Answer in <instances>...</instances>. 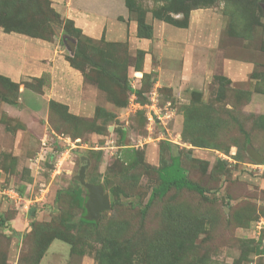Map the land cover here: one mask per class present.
Returning <instances> with one entry per match:
<instances>
[{
    "label": "rangeland",
    "instance_id": "374dc122",
    "mask_svg": "<svg viewBox=\"0 0 264 264\" xmlns=\"http://www.w3.org/2000/svg\"><path fill=\"white\" fill-rule=\"evenodd\" d=\"M132 1L131 17L145 16L155 24L146 59L138 51L129 55L125 44L83 39L67 18L56 14L53 0H16L17 10H12L20 18L14 23L21 29L49 40L62 32L81 44L84 57L72 58L68 52L67 58L91 77L89 82L95 84L92 69H98L91 63L108 76L112 73L105 64L114 62L122 71L146 60L149 74L137 83L127 79L128 91L124 87L118 95L125 105H116L119 109L110 107L112 97L100 91L99 104L106 101L103 108L109 113L95 123L42 104L49 110L46 125L43 119L28 121L36 131L26 129L19 116L33 101L41 105L42 81H24L20 87L0 80V129L6 133L0 144L5 174L0 188L18 190L17 198L0 193V199L11 204L6 212L33 207L39 214L20 236L0 227V264H264V0H213L210 5L205 0ZM195 3L202 7L192 17L197 39L185 50L183 33H177L180 54L167 57L158 47L166 37L159 21L181 19L175 12ZM162 67L186 72L180 93L173 91L174 78L160 77ZM121 74L118 78L126 80ZM21 88L23 103L18 100ZM153 91L161 119L149 120V108L138 105L151 104ZM11 107L13 112L6 110ZM19 130L14 155L10 139ZM50 131L63 138L44 146L41 140ZM77 135L78 144L86 146L70 143ZM248 149L262 156V164L250 159ZM127 150L133 162L125 160ZM81 156L89 162L85 180L102 185L109 196L110 207L95 226L80 222L86 212L69 192L72 185L80 186L75 176ZM172 156H178L187 179L203 194L171 188L143 212L160 182L158 171ZM3 218L7 221L11 213ZM160 251L165 253L161 260Z\"/></svg>",
    "mask_w": 264,
    "mask_h": 264
},
{
    "label": "crops",
    "instance_id": "0c3cea01",
    "mask_svg": "<svg viewBox=\"0 0 264 264\" xmlns=\"http://www.w3.org/2000/svg\"><path fill=\"white\" fill-rule=\"evenodd\" d=\"M53 1L52 7L60 14L61 18L65 17L71 20L73 25L78 28L84 36L94 41H100L102 38H105V41L110 44H125L126 52L129 55L141 51L143 59H146L148 56L147 50L150 43L153 42L152 38L155 35V24H150L146 21L152 28V36L150 38L138 37L137 22L131 17V13L126 7L124 0ZM196 11L198 10H192L190 12L187 28L171 30L172 25L168 26L170 24L165 25L167 23L159 21L160 25L158 24V26L165 29L166 37L162 40L160 39L158 47L162 52L166 53L167 57H173L170 53H174V55L175 53H179L177 52V45L180 44L176 41H180L181 39L180 37L178 38L179 40L175 39V36L178 35L177 33H183L184 43L182 45H184L185 50L197 39V36L192 30V17L193 13ZM55 35L56 38L53 40H46L15 31L6 32L0 26V77L7 79L13 84H18L20 87L23 86L22 82L24 81L30 82L34 79L39 82L42 81L41 94L39 95V99L42 102L39 104L41 105L38 106V103L33 101L32 105H26L29 107H24L26 110L22 111V113L25 114V116L20 113L19 117L22 123L25 124L24 126L26 129H30L31 127V130L34 129L36 131L33 124L39 121V119H43L45 123L42 122L41 124L46 125V119L48 120L49 118V110L47 111V109L44 108L42 105L44 103L49 104L52 102L64 108L68 115L83 118L85 120H99V118H97L98 110L105 107L106 101L103 103V107L99 104L101 102L99 93L103 92L105 94L106 92L104 90L102 91L101 88L97 87V85L92 82H89L82 71L69 63L67 59L68 49L64 45L63 34L62 32H58ZM212 39L213 37H211V40ZM144 61L145 62L140 64V69L133 68L129 65L127 66L125 73L126 80L132 79L133 83H137L141 77L145 74H149L147 71L148 63L146 60ZM158 69H160V77L174 78L177 85L172 87L173 91L175 93H180V91H178V84L181 85L187 80L186 72L180 69V71L173 70V68L166 69L165 67ZM128 73L129 75H127ZM121 82L124 83V80ZM155 85L154 87L156 88H154V90L157 91L160 87L157 83ZM20 91L18 100L19 102L21 101L20 103H23L22 93H24V89L21 88ZM149 100L151 104L141 106L138 105V102H135V105L149 108V120L155 118L161 119L159 116L157 117V115L160 114L161 108L153 103L156 100L154 91L151 92ZM109 103H111L110 107L113 109L118 108L114 103ZM14 109L13 107L10 109L6 108L7 111L12 112ZM103 109L106 113H109L108 110L105 108ZM155 109L157 110L155 111ZM31 115H36V117L32 118ZM28 121L33 124L31 123L30 125ZM41 131L43 132V130ZM50 132L52 133H45L41 141L45 138L49 140L54 138L52 137L54 132ZM4 133V129H0V144L1 142L4 143L3 141L6 140V133ZM13 136L10 140H13V154L15 153L14 155H17L19 151L17 146L20 145L22 133L19 130L16 131ZM77 146H86V144H78ZM4 175V172L0 170V183L4 182ZM9 206H11V204L0 199V220L3 222L0 227L1 229H10V232H12L14 236H20V234L22 235L23 232L27 231L26 229L30 227L31 220L35 219L38 213L33 207L16 212L12 209V211L6 212L10 209ZM8 213H11V218L7 220L9 224H6L7 221H5L3 217Z\"/></svg>",
    "mask_w": 264,
    "mask_h": 264
},
{
    "label": "trees",
    "instance_id": "16d2710c",
    "mask_svg": "<svg viewBox=\"0 0 264 264\" xmlns=\"http://www.w3.org/2000/svg\"><path fill=\"white\" fill-rule=\"evenodd\" d=\"M19 1H24V0H19ZM212 1L213 0H205V3H206V5H210V3ZM124 2H125L126 7L130 11V9L133 8V1L132 0H124ZM17 4H19V3H17L16 0H1L0 1V26L4 29V31H6V32L15 31V32L27 34L29 36L46 39L44 37H41L40 35L31 34L28 31L21 29V26H18L17 24L14 23L15 19H17V22H18V19L20 18V14L18 16V13L15 10L14 11L12 10L13 8H15L17 10ZM201 8L202 7H199V5L197 3H195L187 11L181 9V10H177L175 12V15L182 14L181 19L171 17L168 19L164 18L162 21L167 23V24H170L174 27H177V28H187L190 12L192 10H197V9H201ZM56 14H57V12H56ZM156 18L160 19V17H157V16H156ZM67 21H70V23L73 25L71 20L67 19ZM136 22H137V36L140 38H150L152 36V28L146 22L145 16L138 17ZM74 28L79 31V33L83 36V39H85L87 41H94L93 39L88 38L87 36H84L78 28H76V27H74ZM46 40H49V39H46ZM102 40L103 39H101L100 41H102ZM75 43L76 44H75L74 52L72 54V58H76V57H80V56L84 57L83 56L84 54L81 50V44H78L77 42H75ZM107 44L114 45V46L119 45V44H110V43H107ZM109 47H112V46H109ZM138 52L142 53L141 51H138ZM68 61L73 67H75L73 64V61L71 59H68ZM111 63H113V64H105L107 69L109 71H111V73H112L111 75L109 74L108 76L103 71L105 69L102 66L96 65L95 63H91L93 68L98 67V69L96 68L97 70L92 69L96 73V74H94L95 79H92V80H93V82H95L97 87L101 88L102 90H104L107 94H109L112 97V103H114V105L124 106L125 104H123V102L120 100L118 95H120V92L121 93L125 92L124 87L126 88L128 86V82H127V80H124V83L122 84V82H121L122 79L120 80V78H118V76H119V73H122L121 75H123V74L125 75L127 66L122 68L121 69L122 71H120V70H118V67L120 65H117L114 62H111ZM75 68H77V67H75ZM135 68L140 69V66L135 67ZM84 75L86 77V74H84ZM125 77H126V75H125ZM86 78H87V80L88 79L91 80V77L89 78V76ZM0 80H3V78L0 77ZM8 82H10V81H8ZM11 84H13V83H11ZM116 84H117V86H116ZM15 85L19 86L18 84H15ZM126 91H128L127 88H126ZM138 97H140V96H138ZM51 104L53 106H56V107L58 106L52 102H51ZM62 109H64V108H62ZM64 112H65V110H64ZM102 113L104 114L105 111L103 108H100L98 110L97 118L101 119L102 117L106 118V116H108L107 114L101 115ZM65 114L68 117H73V116L68 115L66 112H65ZM73 118H75V117H73ZM97 120L98 119H94V120H92V122L95 123ZM74 137L78 138L79 135L74 136ZM127 151L128 152L124 153L125 160L128 162H133V157H132L131 151H129V150H127ZM180 166L181 165L179 164L178 156H172L170 164L167 165L166 167H163L162 170L158 171V177H159L160 182L151 191L149 198H148L145 206L143 207V212L150 206L151 202L153 201V199L156 195L163 196L171 188H174L176 190H180V189L184 188V189H188V190H193V191L197 192L198 194H203V192H204L203 189L200 186H198L197 184L190 182L186 177V172ZM175 174H179L180 176L175 177L174 176ZM90 183H94V181L90 180ZM16 191L18 192V190H16ZM82 191H83L82 187H80V186L77 187V185L74 184V185H72V189L69 192L73 193V195H75L78 198L77 204L85 213L84 203L86 201V198L82 197ZM67 192L68 191H66V193ZM56 197H57V194H56ZM80 222L83 224H89V225H94V226L97 225V223H95L93 221L86 220L84 218V215L80 217ZM2 224H3V222H2V220H0V225H2ZM31 224L33 225V223H31ZM31 224H30V227H31ZM157 253H158L157 256L159 257L158 259L161 260V256L164 255L165 253L161 252V251L157 252ZM157 264H159V263L157 262Z\"/></svg>",
    "mask_w": 264,
    "mask_h": 264
},
{
    "label": "water",
    "instance_id": "95a60500",
    "mask_svg": "<svg viewBox=\"0 0 264 264\" xmlns=\"http://www.w3.org/2000/svg\"><path fill=\"white\" fill-rule=\"evenodd\" d=\"M66 48L70 54H73L75 42L69 38L63 37ZM247 154L256 164H262V156L254 149H248ZM81 166L78 170L75 179L86 190V201L84 203L85 216L88 221L98 222L100 213L106 211L110 207L109 196L104 192V188L100 184H93L85 180V171L88 167V160L85 156L80 157Z\"/></svg>",
    "mask_w": 264,
    "mask_h": 264
},
{
    "label": "built area",
    "instance_id": "2783aa9c",
    "mask_svg": "<svg viewBox=\"0 0 264 264\" xmlns=\"http://www.w3.org/2000/svg\"><path fill=\"white\" fill-rule=\"evenodd\" d=\"M158 116L159 115H157V117ZM45 142H46V140L44 139L42 141V145L45 146ZM0 193L3 194L2 196H5V197H7L9 199H15V198H17V195H18V192L15 189L11 188V187L9 189L8 188H3V189L0 188Z\"/></svg>",
    "mask_w": 264,
    "mask_h": 264
},
{
    "label": "clouds",
    "instance_id": "9594fccd",
    "mask_svg": "<svg viewBox=\"0 0 264 264\" xmlns=\"http://www.w3.org/2000/svg\"><path fill=\"white\" fill-rule=\"evenodd\" d=\"M64 44H65V43H64ZM75 44H76V43H75ZM68 52H69V50H68ZM71 55H72V54H71ZM52 137H54V138H52L51 140L45 138L46 141L48 140V141H47V145H53V146H54V145H55L54 142H55V141H59V140H58V137H60V136H58L57 134L54 133V135H53ZM60 138H63V137H60ZM67 139H68V138H67ZM43 140H44V139H43ZM79 140H80V139L77 138L75 143H72V141H71L70 143H71L72 145H74V144H77V145H78V143H79L78 141H79ZM50 142H51V144H50ZM58 143H59V142H58ZM77 145H75V146H77ZM59 150L61 151L62 149H59ZM60 155H62V152L60 153ZM81 157H82V156H81Z\"/></svg>",
    "mask_w": 264,
    "mask_h": 264
}]
</instances>
